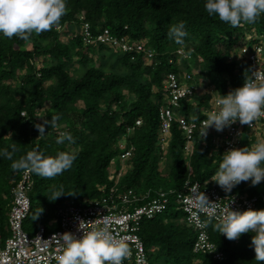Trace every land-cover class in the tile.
<instances>
[{
    "label": "trees",
    "instance_id": "1",
    "mask_svg": "<svg viewBox=\"0 0 264 264\" xmlns=\"http://www.w3.org/2000/svg\"><path fill=\"white\" fill-rule=\"evenodd\" d=\"M81 15L90 22L95 33L99 28H109L114 35H128L134 42L146 39V48L154 51V58L145 65L147 61L141 53L134 60L129 53H113L109 62L110 56L106 54L111 55L109 49L93 48V53L101 60L97 67L94 59L81 50L76 55L83 65L80 68L85 66L86 70L78 77H72L68 69L74 61V53L69 44L61 41L57 26L68 23V30L77 29L81 24ZM180 21L184 22L187 32L183 47L168 38L169 27ZM245 29L264 34V14L254 23L232 27L209 16L204 9V0H66V11L59 23L49 31L29 37L27 41L34 44L32 49H22L27 42L23 39L0 36V149L11 151L15 148L12 159L0 158V230L3 239L9 236L5 227L8 226L12 201L11 188L23 170L13 169L12 164L31 151L55 157L58 152H71L67 150L69 144L76 151L71 168L61 174L45 178L33 173L30 198L35 207L31 212L33 217L27 221L28 229L34 231L32 234L40 224L49 226L50 230L56 229L58 225L49 223L60 207L79 204L85 198H99L102 195L101 186L105 185L108 189L112 186L108 169L113 161L119 168L117 156L121 152L123 137L128 147H134V152L127 162L128 173L121 181V191L132 188L154 193L161 189H156L154 184L162 180L163 183L166 180L172 182L173 188L168 191L182 190L188 179L206 183L217 170L222 156L217 159L213 170L205 175L207 158L212 161L213 158L208 157L209 150H203L198 134L190 160L192 175L187 170L183 153L185 141L176 122L173 123L168 149L162 151L158 145V110L164 99L165 74L169 70L192 71V63H196V67L201 68L221 94H226L229 85L233 89L241 87L244 66L229 62L227 57L235 49V35L240 32L244 35ZM71 42L74 49L83 47L80 36L74 37ZM179 49H183L189 57H181V63L177 62L176 52ZM41 54L51 64L41 71L42 76L37 80L34 60ZM169 58L174 59L173 64ZM88 61H92L93 65ZM26 66L29 69L27 74L24 72V81L28 85L26 91L21 87L12 89L2 85L4 80L14 78L16 72ZM51 78H55V83L46 89L43 82ZM153 89L156 91L153 92ZM198 99L201 97L183 101L181 113L200 119L201 106L207 104L209 97L204 98L206 101ZM80 101L83 106L78 108ZM45 104L49 107L40 121L36 111ZM24 111L26 116H22ZM70 113L76 119L69 128L58 131L56 127L44 125L46 134L40 136L37 124L43 125L44 121L50 122L56 116L57 126L58 122L66 121ZM140 119L142 124L137 126L136 121ZM131 127L133 129L127 135V129ZM62 131L70 132L74 143L67 140L57 143V136ZM165 154L169 165L166 178L159 171ZM245 186L246 182H241L237 188L249 190L251 194L258 193V188L253 189L250 181L249 188ZM60 190L64 195L55 201L49 200L54 192ZM34 192L39 195L34 196ZM138 233L145 243L150 264H192L193 260L199 261V264H259L255 260L254 249L250 247L251 233L242 235L238 244H234L219 235L211 225V240L225 258L217 259L215 253L209 252L195 253L193 243L196 232L187 215L178 209L176 201L171 202L164 214L142 221Z\"/></svg>",
    "mask_w": 264,
    "mask_h": 264
},
{
    "label": "built area",
    "instance_id": "2",
    "mask_svg": "<svg viewBox=\"0 0 264 264\" xmlns=\"http://www.w3.org/2000/svg\"><path fill=\"white\" fill-rule=\"evenodd\" d=\"M79 18L81 19L79 34L85 45L108 46L120 53H129L131 59H135V56L140 53L145 59L154 58V51L146 48L142 42L134 43L126 35H114L108 28H104L95 34L84 15ZM67 25L59 26V32L63 29L66 30ZM176 53L179 59L181 57L189 58L183 49H179ZM227 60L239 64L243 63L245 68L248 66L249 71H245V68L242 70L241 87L246 77L255 79L256 73L264 77V34L254 29L252 31L245 29L239 48L231 51ZM179 61L177 60V62ZM169 62L173 64L174 59L169 58ZM198 72V70L169 71L163 82V104L158 110L160 123L158 145L162 151L168 149L173 123L176 122L185 141L183 153L189 175L193 174L190 160L194 152L197 134L201 141H208V156L213 158L214 164L227 150L233 148L251 149L257 142H264V116L254 120L251 127L237 121L223 131L209 128L207 135L201 137L204 121H206L208 113L213 110L215 101L221 93L207 79H200L199 82H195ZM232 90H234L232 87L228 88L226 94ZM197 96L203 99L209 97L207 101L203 100L207 104L201 106L200 114L202 117L196 119L194 116H184L181 113L182 102L191 101ZM22 116H26L25 111L22 112ZM141 124V119L136 121L137 126ZM132 129L133 127L127 129V135ZM120 149L121 152L117 156L120 160L119 168L115 167V161H113V170L109 176V180L113 182L112 186L109 189L105 185L101 186L99 190L102 195L99 198L84 199L79 204L72 203L60 207L54 220L58 227L54 230H49L43 224L38 227L34 234H31L24 227L31 210L29 194L33 188L34 179L33 172L23 169L20 179L11 188L12 201L7 226L9 236L4 241L0 237V264H56L57 257L63 252V243L59 239L60 235L70 232L80 238L83 235V229L91 231L94 228L105 226V223H107V227L113 236L118 240L122 239L129 248V255L122 261V264H150L145 243L138 232L142 221L151 220L168 210L172 202V199L169 198L171 194L175 195L178 209L187 215L189 224L196 232L193 251L195 253H211L215 252L217 247L210 239L209 226H214L221 214L231 210L245 211L264 208V189L262 193L252 195L240 188L239 191H235L238 185L231 192H225L214 181H211V177L206 183L188 179L180 191L160 189L152 193V191L147 190L142 194L137 193L132 188L121 191L120 182L128 173L127 162L133 156L134 147H128L125 138L124 141L120 142ZM248 182H246V188ZM205 196L210 202H214L211 206L207 203L201 204V201L206 199ZM81 221H84L81 225L83 229L80 228ZM214 230L219 233L215 227ZM239 239L233 240V242L236 244ZM215 253L217 258L221 260L224 258L222 252L217 251Z\"/></svg>",
    "mask_w": 264,
    "mask_h": 264
},
{
    "label": "clouds",
    "instance_id": "3",
    "mask_svg": "<svg viewBox=\"0 0 264 264\" xmlns=\"http://www.w3.org/2000/svg\"><path fill=\"white\" fill-rule=\"evenodd\" d=\"M204 9L209 16L216 17L221 22L227 23L232 27H238L243 23H254L261 14H264V0H204ZM65 11L66 0H0V36L5 38H12L15 36L27 41L32 34H40L44 31L51 30L52 27L59 23ZM59 26L62 25H58L57 28ZM78 29L80 31V26ZM103 29L104 28H99L97 31L100 32ZM67 30L68 29L64 31ZM60 34L62 36L61 32ZM112 34L114 33L112 32ZM76 36H80V34ZM186 36L187 32L185 31V24L183 21L169 27L168 38L176 44L183 47L185 43L184 38ZM128 37L131 39L130 36ZM141 42L146 47L147 40L134 43ZM83 46L88 47L87 49L90 50L93 48L97 50L104 47L116 54H123L104 45L87 46L83 43ZM145 61L150 62L148 59H145ZM41 71L42 69L36 70L37 77L42 76ZM169 71L166 72L165 77ZM198 71L195 82H199L200 79L209 80L205 74L202 73L201 68L198 69ZM38 73H40V76H38ZM230 87L232 86L229 85L228 88ZM198 100H202V98ZM261 116H264V77L256 73L255 79L246 77L242 87H238L226 95L220 94V97L215 101L213 110L208 113L207 119L204 121L201 137L207 135L209 128H214L216 131H223L226 127H230L237 121H239L240 124H248L251 127L252 122ZM57 119L58 117L54 116L50 122L44 121L43 125L37 124L36 127L40 136L46 134L44 125L56 127ZM65 140L74 143V139L68 131L60 132L56 142L63 143ZM14 152L15 148L11 151L8 149H0V158L12 159V154ZM221 156V162L217 170L211 176V181H214L225 192H231L233 188L238 186L241 182L250 181L251 186H256L259 185L261 181H264V166H262L264 165V142H257L251 149L233 148L227 150ZM75 158V154L71 152H58L55 157H45L41 153L31 151L19 160L14 161L12 168L27 169L41 177L52 178L70 169ZM255 188L261 189L259 186ZM263 189L264 184L262 186V191ZM245 191L250 193L249 190ZM262 191H258V193L252 195H258L262 193ZM137 193H139V191H137ZM62 195H64L63 190L56 191L53 193L52 198L48 199L55 201ZM205 203L211 206L214 202H210L206 197L205 200L201 201L202 205ZM31 212L32 202L26 222L29 220ZM56 217L50 221L49 225H57L54 223ZM83 222L84 221L80 222L81 229H83L81 227ZM24 227L26 228V224H24ZM48 227L49 226H47V228ZM214 227L219 231V235H223L232 242L246 233H251L250 247L254 249L255 260L259 262V264L264 262V208L261 207L260 210L248 209L245 211H228L221 214V217ZM5 230L8 232L7 226ZM1 239L2 241L5 240L3 237H1ZM59 239L63 243V252L57 257L56 264H122V261L129 255L127 244H125L122 239L118 240L113 236L107 227V223H105V226L94 228L91 231H85L83 229V235L80 238H77L70 232H65L59 236ZM217 251H219L218 247L215 252ZM215 258H217L216 253Z\"/></svg>",
    "mask_w": 264,
    "mask_h": 264
},
{
    "label": "rangeland",
    "instance_id": "4",
    "mask_svg": "<svg viewBox=\"0 0 264 264\" xmlns=\"http://www.w3.org/2000/svg\"><path fill=\"white\" fill-rule=\"evenodd\" d=\"M65 29H63V30H61L60 32L62 33V36H60V39H61V41L62 42H64V43H66V44H69L71 47H72V49H71V51L74 53V55L72 56L73 57V59H74V61H72V64H70V68L68 69V71L72 74V77H78V74H82V73H84V71L86 70V68H85V66L83 67V68H80V67H82L83 65H81L80 63V61L78 60V56L76 55L77 54V51H81L82 50V53L84 54V52L87 54V56L89 57V58H91V59H94V61H95V65L98 67L99 65H100V62H101V60L99 59V55H97V54H95V53H93V51L92 50H90V49H87L88 47H85V46H83L82 48H79V50L76 48V49H74V45L72 44V39L76 36V35H79V29L77 28L76 30L75 29H73V28H71V29H69V30H67V31H64ZM69 32V34H67ZM243 37H244V35L240 32V33H238V34H236L235 35V38H234V45H235V48H239V44L242 42V39H243ZM146 40V39H145ZM44 42V41H43ZM33 42L32 41H27L26 43H25V45H24V47L22 48V49H32V47H33ZM97 50H99V49H97ZM105 50V49H104ZM234 50V49H233ZM232 50V51H233ZM111 51V50H110ZM114 52L113 51H111V55L113 54ZM107 54V56H110L109 58H110V61L109 62H111V59L113 58V55L111 56L110 55V53H106ZM47 59V60H46ZM49 59L48 58H46V56L45 55H43V54H41L40 56H37L36 58H35V60H34V67H36V69H45V67L46 66H49L51 63H49V61H48ZM178 60H180V59H178ZM180 63H181V61H179ZM88 63L89 64H91V65H93L92 63V61H88ZM149 63V61H147V63L145 62V65H147ZM110 63H108V65H109ZM243 64V63H242ZM107 64H106V66H108ZM144 65V66H145ZM245 65L247 66V63L245 62ZM192 66H193V69H195L194 71H196V70H198L199 69V67H196L197 65H196V63H192ZM109 68V67H108ZM197 68V69H196ZM243 68H245V67H243ZM28 67L26 66L23 70H19V71H17L16 72V74H15V77L14 78H11V79H8V80H4L3 82H2V85L4 86V87H10V88H12V89H18L19 87H21L23 90H27V88H28V85H26L27 83H25V81H24V76H25V73L24 72H26V74L28 73ZM245 71H249V68H248V66L245 68ZM244 71V72H245ZM206 76V75H205ZM199 77H201V76H199ZM207 77V76H206ZM40 78L41 77H37L36 79L37 80H40ZM23 81H24V83H23ZM55 83V78H51V79H47L46 81H44L43 82V86L46 88V89H48V87L49 86H51L52 84H54ZM156 91V89H153V92H155ZM131 99V98H130ZM78 108L79 107H82L83 106V104H82V102L80 101L79 103H78ZM48 104H45L43 107H40L39 109H37V115H38V117H39V120L40 121H42L43 119H44V117H45V115H44V113H45V110L46 109H48ZM115 109H117V107L115 106ZM75 117L73 116V113H70L69 114V117L67 118V120L66 121H62V122H58L57 123V126H56V129H58V131L59 130H61L62 128L63 129H65V128H69V125L70 124H72V123H74V121H75ZM9 135V134H8ZM7 136V135H6ZM125 140V137H123L122 138V140L121 141H124ZM210 140V139H209ZM207 143H208V141H201V145H202V148H203V150H208V147H207ZM67 150H69V151H71V153H76V151H75V148H74V146L72 145V144H69L68 146H67ZM166 155L167 154H165L164 155V157L161 159V162H160V164H159V171L161 172V173H163V175L165 176V178L168 176V168H169V165H168V162H167V157H166ZM209 157V156H208ZM210 158V157H209ZM211 159V158H210ZM207 164H208V167L204 170L205 172V175H208L209 174V172L211 171V170H213V168H214V163H213V161H212V159L211 160H209L208 158H207ZM113 167H112V165H110V167H109V169H108V174H109V176H110V173L112 172V169ZM35 174V173H34ZM12 182V181H11ZM164 181L162 180V181H160V183H155L154 184V187L156 188V189H158V188H163L164 190H166V191H168V190H170V189H172L173 188V186L171 185L172 184V182L171 181H167L166 180V182L165 183H163ZM263 184H264V181H261V184H259V185H256V186H259V187H261V189L259 188L258 190L256 189V191H262V186H263ZM256 186H253L252 188L253 189H255V187ZM235 191H239V188H237ZM143 191H141V190H139V194H141ZM30 195V194H29ZM39 194L37 193V192H34V196H38ZM4 197H5V199H8L7 198V195L6 194H4ZM171 198H172V201H175V195H171ZM87 199V198H86ZM37 200V199H36ZM34 207H35V205L33 204L32 205V209H34ZM31 218L33 217V216H30ZM26 224V229L28 230V231H30V233L32 234L34 231H31V230H29L28 229V227H27V222L25 223ZM0 236L1 237H3V233H2V231L0 230ZM192 264H199V261H196V260H193V262H192Z\"/></svg>",
    "mask_w": 264,
    "mask_h": 264
},
{
    "label": "crops",
    "instance_id": "5",
    "mask_svg": "<svg viewBox=\"0 0 264 264\" xmlns=\"http://www.w3.org/2000/svg\"><path fill=\"white\" fill-rule=\"evenodd\" d=\"M261 184V183H260Z\"/></svg>",
    "mask_w": 264,
    "mask_h": 264
}]
</instances>
